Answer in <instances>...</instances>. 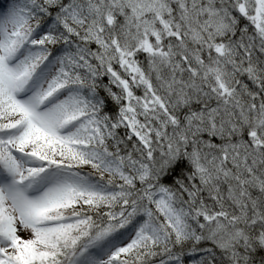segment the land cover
Returning a JSON list of instances; mask_svg holds the SVG:
<instances>
[{"label": "snow or ice", "instance_id": "6c2138e0", "mask_svg": "<svg viewBox=\"0 0 264 264\" xmlns=\"http://www.w3.org/2000/svg\"><path fill=\"white\" fill-rule=\"evenodd\" d=\"M0 264H264V0H0Z\"/></svg>", "mask_w": 264, "mask_h": 264}]
</instances>
